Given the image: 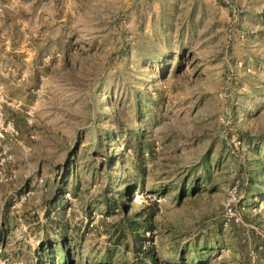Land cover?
Wrapping results in <instances>:
<instances>
[{"label":"rangeland","instance_id":"1","mask_svg":"<svg viewBox=\"0 0 264 264\" xmlns=\"http://www.w3.org/2000/svg\"><path fill=\"white\" fill-rule=\"evenodd\" d=\"M263 151L264 0H0V264H264Z\"/></svg>","mask_w":264,"mask_h":264},{"label":"trees","instance_id":"2","mask_svg":"<svg viewBox=\"0 0 264 264\" xmlns=\"http://www.w3.org/2000/svg\"><path fill=\"white\" fill-rule=\"evenodd\" d=\"M257 152V150H256ZM262 167H261V172H260V175L261 177L264 178V151H263V154H262ZM104 162L106 165H110V158L109 157H105L104 158ZM250 180V187H253L256 183L255 179H253V177ZM247 189V187H246ZM118 198H121L120 195H118ZM123 205V209L125 210V212H127V207L124 205V203H122ZM153 213L149 214L148 218L147 219H143V220H136V221H133L131 222L129 225H128V230H129V233L132 237V246H133V249L136 250L141 253L142 252V241L144 240V235L145 233L148 231V230H151L152 227H153V224L152 223H149L150 221H152V218H153ZM135 218H139V216H136ZM143 255H145L146 257H148V259L152 262V264H157L155 258H154V255L152 252L150 251H146V252H142ZM67 258V257H66Z\"/></svg>","mask_w":264,"mask_h":264},{"label":"built area","instance_id":"3","mask_svg":"<svg viewBox=\"0 0 264 264\" xmlns=\"http://www.w3.org/2000/svg\"><path fill=\"white\" fill-rule=\"evenodd\" d=\"M156 201H157L158 203H160V202H161V200H160V199H156Z\"/></svg>","mask_w":264,"mask_h":264}]
</instances>
